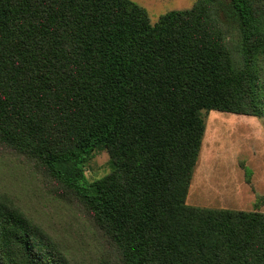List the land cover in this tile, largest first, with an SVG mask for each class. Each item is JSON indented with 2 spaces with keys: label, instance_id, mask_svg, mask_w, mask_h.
Listing matches in <instances>:
<instances>
[{
  "label": "trees",
  "instance_id": "trees-1",
  "mask_svg": "<svg viewBox=\"0 0 264 264\" xmlns=\"http://www.w3.org/2000/svg\"><path fill=\"white\" fill-rule=\"evenodd\" d=\"M211 110L264 116V0H0V161L86 208L99 264H264V211L186 202ZM23 209L0 197V264H78Z\"/></svg>",
  "mask_w": 264,
  "mask_h": 264
},
{
  "label": "rangeland",
  "instance_id": "rangeland-1",
  "mask_svg": "<svg viewBox=\"0 0 264 264\" xmlns=\"http://www.w3.org/2000/svg\"><path fill=\"white\" fill-rule=\"evenodd\" d=\"M134 1L156 22L167 11L190 8L197 0ZM203 115L206 127L186 202L264 211V116L217 110ZM246 168L251 171L249 177ZM110 170V155L100 150L89 160L86 175L92 181ZM60 192L47 174L35 173L31 165L0 161V197L16 198L73 262L99 264L106 253L92 217L84 206Z\"/></svg>",
  "mask_w": 264,
  "mask_h": 264
}]
</instances>
